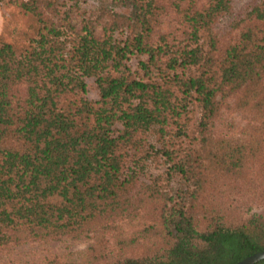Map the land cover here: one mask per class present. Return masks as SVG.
I'll return each instance as SVG.
<instances>
[{"label": "trees", "instance_id": "1", "mask_svg": "<svg viewBox=\"0 0 264 264\" xmlns=\"http://www.w3.org/2000/svg\"><path fill=\"white\" fill-rule=\"evenodd\" d=\"M8 1L37 31L22 49L0 42V248L92 236L81 261L50 264H233L264 249V220L236 199L264 206V0H92L77 24L80 0ZM130 55L144 57L133 70ZM139 209L148 220L124 238L115 219Z\"/></svg>", "mask_w": 264, "mask_h": 264}, {"label": "rangeland", "instance_id": "2", "mask_svg": "<svg viewBox=\"0 0 264 264\" xmlns=\"http://www.w3.org/2000/svg\"><path fill=\"white\" fill-rule=\"evenodd\" d=\"M250 0H232V7L234 12H238L244 8V6ZM94 2L92 0H80L78 12H73V22L77 24L79 17L76 13H80L82 9L89 10ZM75 11V9H73ZM172 22L165 20L162 26L163 31L171 30L170 26ZM37 31V22L34 16L30 13L23 11L17 4L10 3L8 0H0V42H7L11 44L15 49L24 48L28 39L34 37ZM115 37L120 38V33H115ZM203 33H201L202 39ZM144 58L143 56L130 55L127 59V64L130 69L133 70L136 67L138 59ZM86 82V96L89 99L96 98V87L92 77H87ZM198 117V111L196 108L190 113V119L187 124V132L192 135L195 123ZM187 139L182 140V147L187 145ZM196 146V144H192ZM164 166L161 164V159L152 161L148 170L141 174L139 181L151 184L153 176L159 171H162ZM156 183L159 185H167L166 179L160 177ZM179 185L176 179L170 181L169 187H176ZM142 189L140 183L138 188ZM135 191V190H134ZM238 204H240L242 217L245 218L251 213L260 215L264 220V206L259 204V201L250 204L249 200L246 201L245 196H236ZM247 202V203H246ZM246 206H249L246 209ZM245 208V209H243ZM139 217L128 221L127 218L115 219L116 231L121 233L124 238H131L139 235L136 230L142 226V222L148 220L145 210H138ZM143 235V234H142ZM142 237V236H141ZM138 237L136 241L129 244L128 248L132 249L134 255L143 253L146 247L149 246L147 239ZM92 236L88 234L75 236L72 234L61 235L53 238L27 240L20 243H10L7 246L0 248V264H50V261L57 259L60 262H72L76 263L83 259L86 247L92 242Z\"/></svg>", "mask_w": 264, "mask_h": 264}, {"label": "water", "instance_id": "3", "mask_svg": "<svg viewBox=\"0 0 264 264\" xmlns=\"http://www.w3.org/2000/svg\"><path fill=\"white\" fill-rule=\"evenodd\" d=\"M261 259H264V249L254 252L238 261H236L233 264H253Z\"/></svg>", "mask_w": 264, "mask_h": 264}]
</instances>
